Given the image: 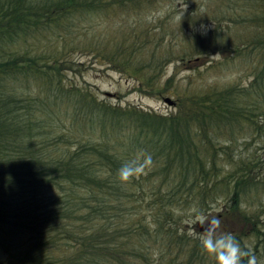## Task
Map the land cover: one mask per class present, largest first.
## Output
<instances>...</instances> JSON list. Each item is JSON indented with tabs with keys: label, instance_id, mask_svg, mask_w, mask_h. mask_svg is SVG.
Instances as JSON below:
<instances>
[{
	"label": "trees",
	"instance_id": "obj_1",
	"mask_svg": "<svg viewBox=\"0 0 264 264\" xmlns=\"http://www.w3.org/2000/svg\"><path fill=\"white\" fill-rule=\"evenodd\" d=\"M162 1L0 0V264H153L151 247L160 252L158 259L177 249L169 259L177 264L188 238L175 209L191 205L200 193L216 198L221 181L227 185L221 195L231 191L233 213L245 196L258 200L264 177L254 151L238 157L226 173L214 162L221 156L215 138L226 130L232 135L241 122L264 140V0H245L243 16L229 19L253 28L248 52H261L245 87L179 99L169 79L159 82L156 68L162 66L154 55L134 67L128 59L136 52L124 44L126 52L106 53L105 61L135 83L132 92L173 93L177 105L170 114L136 104L109 105L87 89L63 86L61 71L72 70L71 62L17 47L38 36H61L75 17L92 19L124 8L137 12ZM214 16L227 19L221 10ZM194 52L188 63L209 54ZM232 53L238 56L240 50ZM144 153L153 157L151 168L122 185L117 175L122 164ZM143 208L150 211L152 228ZM163 230L165 244L157 238ZM189 249L183 264L201 262L195 246Z\"/></svg>",
	"mask_w": 264,
	"mask_h": 264
},
{
	"label": "rangeland",
	"instance_id": "obj_2",
	"mask_svg": "<svg viewBox=\"0 0 264 264\" xmlns=\"http://www.w3.org/2000/svg\"><path fill=\"white\" fill-rule=\"evenodd\" d=\"M245 0H229L224 4L221 0H185L187 11L181 24L175 23L172 19L174 0H164L155 6L141 7V11L127 12L124 10H114L108 15L75 17L69 29L60 32L59 37H39L27 40L26 43H18L17 47L31 50L35 54L43 56L58 57L62 56L65 60L72 63L70 71H61L64 75L63 86H76L94 92L98 99H105L109 105L118 104L125 106L128 104L137 105L142 109L151 110L160 114H170L176 111V105L169 107L162 103V98H170L177 103V98L173 93H167L161 97H147L137 92H132L135 83L121 75L113 66L106 62V53L117 54L127 47V51H134L129 62H134V67L143 63H150V56L154 55V60L161 63L160 68H156L159 75V82L165 84L169 79L172 83L171 88L178 91V98H187L193 95L204 94L212 89L222 90L226 87L238 86L245 87L252 81V73L258 67L261 59L260 50H252L248 46L253 37V28L239 23H231V18L239 20L243 16V2ZM224 7L225 9H222ZM203 8L204 12L200 9ZM221 10L225 19L216 21L215 13ZM248 11L247 7L244 11ZM246 14V12H244ZM204 28H201V26ZM136 33L132 36V31ZM86 35H85V34ZM216 35V36H215ZM48 36V35H47ZM132 36V38H131ZM213 36L216 38L214 39ZM151 44L144 45L143 41H150ZM195 40H200L197 44ZM217 41V45L214 43ZM195 42V43H194ZM224 49H220L221 45ZM99 46L93 48V46ZM141 45V46H140ZM227 45V46H225ZM143 48H140V47ZM141 49L136 51V49ZM240 50V55H235L234 50ZM197 50L209 53L204 56L196 57V61L188 63V57H193ZM94 51L100 54L95 55ZM103 51V53H101ZM211 51H215L212 52ZM128 53V52H127ZM126 53V54H127ZM184 53L182 60L181 55ZM103 56V57H102ZM194 58V57H193ZM123 60L118 57V61ZM118 65L115 64V67ZM132 69H134L132 67ZM151 70L144 68L143 73H150ZM113 95L108 97L106 94ZM234 133L230 135L228 131L221 133L215 139V149L221 156L214 163L216 168L222 169L224 173L236 165L238 157L248 158L253 155V151L259 157L261 175L264 177V140L254 134L251 127L246 122H241L239 127L233 128ZM230 136V137H229ZM230 154V156L228 155ZM235 154V155H234ZM232 162L228 161L232 156ZM246 160V159H245ZM218 193L206 198L205 193H200L192 200L191 205L178 207L173 211L174 218L179 219V225L184 228V235L188 241L182 247L183 251L178 253V263L183 264L187 261L186 256L190 252V247L195 246L198 258L204 260V264H213L211 257L204 258L205 254L200 249V239L197 233H202L204 229L200 225H195L192 229L191 223H186L193 219L197 212H211L219 214L223 221L222 227L226 231H232L240 238L242 247L256 249L258 259H264V190L258 196V200L252 201L251 190L249 195L241 200V205L234 212L231 191L228 196L221 195L223 187L227 186L223 182H217ZM202 194V195H201ZM149 200V199H147ZM150 201V200H149ZM251 202V203H250ZM259 202V203H258ZM234 207V208H233ZM144 209V208H143ZM150 211L144 209V217L149 221L150 228L153 227L150 219ZM247 216V217H246ZM255 217V220L251 217ZM246 219V224L243 220ZM248 220V221H247ZM255 221V222H254ZM256 226V227H255ZM163 230L161 235H166ZM181 232H179V235ZM157 238L162 244L167 243L164 237ZM238 235H243L238 236ZM201 245V244H200ZM151 261L153 264H176L169 260L174 258L177 249H171L170 253L162 250L158 259L159 251L151 247ZM201 255L200 256V254ZM196 262L194 264H201ZM203 264V263H202Z\"/></svg>",
	"mask_w": 264,
	"mask_h": 264
},
{
	"label": "clouds",
	"instance_id": "obj_3",
	"mask_svg": "<svg viewBox=\"0 0 264 264\" xmlns=\"http://www.w3.org/2000/svg\"><path fill=\"white\" fill-rule=\"evenodd\" d=\"M187 7L185 0H174L172 19L175 23H182ZM200 11L204 12V9L201 8ZM152 165V155L144 153L141 157L123 163L118 170V179L122 185L128 184L145 175ZM186 223H191L193 230L197 224L204 228V231L197 235L202 250L208 257L214 259L215 264H264V259H258L254 249L242 247L234 232L223 229V221L219 214L197 212L195 217Z\"/></svg>",
	"mask_w": 264,
	"mask_h": 264
},
{
	"label": "water",
	"instance_id": "obj_4",
	"mask_svg": "<svg viewBox=\"0 0 264 264\" xmlns=\"http://www.w3.org/2000/svg\"><path fill=\"white\" fill-rule=\"evenodd\" d=\"M108 97H112L113 95L111 94H106ZM162 103H164L165 105H168L169 107H173L175 106V102H173L171 99L164 97L162 98Z\"/></svg>",
	"mask_w": 264,
	"mask_h": 264
},
{
	"label": "flooded vegetation",
	"instance_id": "obj_5",
	"mask_svg": "<svg viewBox=\"0 0 264 264\" xmlns=\"http://www.w3.org/2000/svg\"><path fill=\"white\" fill-rule=\"evenodd\" d=\"M255 227H256V226H255ZM202 229H204V228H202ZM238 236H239V237H240V236L244 237L243 235H238ZM238 240L240 241V238H239ZM255 250H256V249H255Z\"/></svg>",
	"mask_w": 264,
	"mask_h": 264
}]
</instances>
